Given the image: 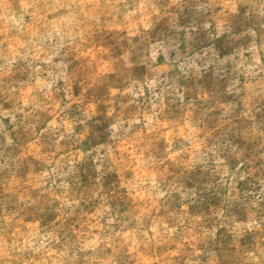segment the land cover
Returning <instances> with one entry per match:
<instances>
[{
	"label": "rangeland",
	"instance_id": "374dc122",
	"mask_svg": "<svg viewBox=\"0 0 264 264\" xmlns=\"http://www.w3.org/2000/svg\"><path fill=\"white\" fill-rule=\"evenodd\" d=\"M0 264H264V0H0Z\"/></svg>",
	"mask_w": 264,
	"mask_h": 264
}]
</instances>
